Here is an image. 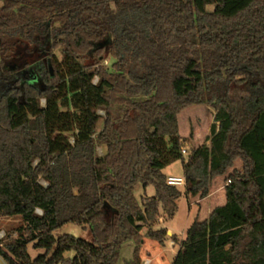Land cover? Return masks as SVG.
Segmentation results:
<instances>
[{
  "label": "trees",
  "instance_id": "trees-1",
  "mask_svg": "<svg viewBox=\"0 0 264 264\" xmlns=\"http://www.w3.org/2000/svg\"><path fill=\"white\" fill-rule=\"evenodd\" d=\"M198 104L213 122L184 158L178 114ZM177 160L186 197L224 175L225 202L170 264H264V0H0V216L21 218L6 264H117L127 242L123 264H143L177 210L162 172ZM66 223L92 239L55 238Z\"/></svg>",
  "mask_w": 264,
  "mask_h": 264
},
{
  "label": "rangeland",
  "instance_id": "rangeland-1",
  "mask_svg": "<svg viewBox=\"0 0 264 264\" xmlns=\"http://www.w3.org/2000/svg\"><path fill=\"white\" fill-rule=\"evenodd\" d=\"M211 8V7H209ZM54 52L57 54L58 58H60L59 51L57 49L54 50ZM109 63V59H106L103 61V64ZM27 72V71H26ZM41 104H44V99H41ZM98 113L101 115V118L96 123L95 127V135L100 131L103 124V115L104 111L99 110ZM213 115H214V109L209 104H198V105H191L186 107L183 111H181L178 114V125H179V132L181 135L184 136V140L186 144H183V148H187V150H190L191 146H196L202 143L206 142L207 135L209 133V127L211 123L213 122ZM190 131H192V136L190 137ZM72 141V138H70ZM96 150L98 154H102L105 151V147L103 145L97 144ZM184 158H186V155H183ZM242 165V161L240 159H236L233 166L229 168V171H231L234 168H240ZM165 174L168 175H174V176H183V170H182V163L180 160H177L170 165H167L164 168L163 171ZM224 176V175H221ZM219 177V176H216ZM214 177L213 179H215ZM225 178V176H224ZM213 179L210 184L209 188V194L211 191H213V194L215 195L214 198L216 202H219L220 195L222 194V186L226 184L225 179H222L220 184H216L217 182H213ZM43 182V181H42ZM215 184V185H214ZM182 192L181 196L177 200V210L173 217L167 218L166 215H164L162 212L160 214V218L157 220L156 224L154 225L155 228L157 227H164L169 228L171 233L176 234L180 237H185L186 229L190 226V223H192V220L195 216L197 206L199 207V196L191 198V202H196L192 205V207H189L188 202L190 198L187 199V197L184 194V186H178ZM135 196L138 200H140V196L145 194L147 196H151L155 194V188L152 184L147 185L145 188L142 187V185H138L134 190ZM212 201V200H211ZM194 215V216H193ZM21 218L19 215L15 216H0V229L3 228L7 234H11L10 238H13L15 235H13L14 230L20 225ZM146 229L145 226H143V231ZM69 233L76 237H81L86 240H91L92 236L90 233V230L88 227L83 228L82 226H79L74 223H66L59 228H56L53 231V235L55 238L58 236ZM164 245H160L161 249L163 250V256L164 260L168 261L171 259L172 256V249L169 247V238H166ZM6 242L5 238L0 240V244H4ZM133 242H127L122 246L120 258L117 262V264H123L125 259H128L131 257L132 254V245ZM178 248V244L175 245V249ZM27 251L31 258L36 257L38 254L44 253V249L41 248H34L32 246V242H29L27 245ZM74 254L73 251H67L64 253V257H72ZM152 264L154 263V257L151 256ZM144 261V260H143ZM64 264V263H59ZM144 264V263H143Z\"/></svg>",
  "mask_w": 264,
  "mask_h": 264
},
{
  "label": "crops",
  "instance_id": "crops-1",
  "mask_svg": "<svg viewBox=\"0 0 264 264\" xmlns=\"http://www.w3.org/2000/svg\"><path fill=\"white\" fill-rule=\"evenodd\" d=\"M181 136L184 139V136L183 135H181ZM184 142H185V140H184ZM185 144H186V142H185ZM191 147H193V146H191ZM163 171H164V169L162 170V172ZM165 175L169 176L168 174H165ZM222 179H224V176H219V177H216L215 179H213V182L214 183L217 182L216 184H220ZM222 189H223V191H222V194L220 195V199H219L220 201L219 202H216V200L214 198L215 195L213 194V191H211L210 194H208L207 196L199 199V203L200 204H199V207L197 206L195 216L193 215L194 218L197 215H198V218L200 220L206 218L208 216V214L211 212V210L215 206L221 205V204H223L225 202L224 186H222ZM193 197H196V196H193ZM188 198H190L189 199V201H190L192 196L187 197V199ZM195 203L196 202L193 203L191 201L188 202L189 207L191 208L192 205L195 204ZM177 208H178V206H177ZM194 218H193V220H194ZM160 220H161V218H160ZM166 229H167V236H168L167 238H169V247H171V249H172L171 259L168 260V261L164 260L163 250L160 247V245H164V243H165V241L167 239L164 241L163 244H159L156 240L148 238V237H145L143 239V247H142V250H141V259L142 260L149 259L150 260V264H152L151 256H153L154 257V263L153 264H170V262L172 261L174 255L176 254V252H177V250L179 248V243L183 239V237H180V236H178L176 234L171 233L169 228H166ZM171 235H174L176 238L175 239L174 238H170ZM176 244H178V248L175 249V245ZM132 249H133V246H132Z\"/></svg>",
  "mask_w": 264,
  "mask_h": 264
},
{
  "label": "built area",
  "instance_id": "built-area-1",
  "mask_svg": "<svg viewBox=\"0 0 264 264\" xmlns=\"http://www.w3.org/2000/svg\"><path fill=\"white\" fill-rule=\"evenodd\" d=\"M94 81H97V77H95ZM181 153L183 155H188L189 150H187V148H182L181 149ZM167 183L170 185H174V186H184L185 185V179L184 176H174V175H169L167 176ZM44 185H46L45 182H42ZM37 213H41L40 209H36ZM16 233L14 232L13 235H15ZM7 236L6 231L1 228L0 229V240H2L3 238H5ZM144 264H150V260L149 259H144L143 261ZM0 264H6L5 261L0 257Z\"/></svg>",
  "mask_w": 264,
  "mask_h": 264
}]
</instances>
